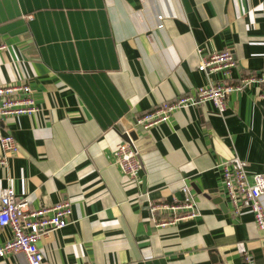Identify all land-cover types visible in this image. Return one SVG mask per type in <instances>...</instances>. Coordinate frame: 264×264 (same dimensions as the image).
Wrapping results in <instances>:
<instances>
[{
    "label": "crops",
    "instance_id": "0c3cea01",
    "mask_svg": "<svg viewBox=\"0 0 264 264\" xmlns=\"http://www.w3.org/2000/svg\"><path fill=\"white\" fill-rule=\"evenodd\" d=\"M0 42V84L28 83L39 107L0 118L18 145L0 191L72 208L37 242L45 264H246L245 251L264 264L263 232L248 209L232 213L220 165L239 156L249 176L264 172L261 83L229 94L222 113L205 101L136 129L134 178L113 156L119 122L221 78L197 70L204 55L229 49L233 80L264 79V0H0ZM182 185L197 215L156 225L150 202L181 200ZM11 236L0 228V244ZM0 264L28 262L15 251Z\"/></svg>",
    "mask_w": 264,
    "mask_h": 264
},
{
    "label": "built area",
    "instance_id": "2783aa9c",
    "mask_svg": "<svg viewBox=\"0 0 264 264\" xmlns=\"http://www.w3.org/2000/svg\"><path fill=\"white\" fill-rule=\"evenodd\" d=\"M30 17V16H29ZM158 26L161 27L162 15L158 14ZM6 47L0 42V51ZM200 53L202 49L197 47ZM235 58L231 50L222 49L204 55L198 63L197 70L209 74L219 73L218 81H208L195 87L192 94H181L174 100L159 103L153 109L135 117L133 128L149 129L153 125L167 121L175 109L201 102L209 101L215 109L222 113L226 108V100L232 92H241L250 83L259 82L263 85L261 97L264 99V79L253 74L232 78ZM32 95V89L26 82L0 84V118L21 114H33L38 111ZM128 133V130H125ZM122 141L114 150L113 156L124 175L134 178L145 163L140 150L134 141ZM0 165L6 164V158L18 151V145L10 134H0ZM223 185L226 190L232 213L239 215L244 208L253 215L255 225L264 236V172L247 174V161L235 156L221 162ZM184 197L181 200L172 199L150 202L149 212L156 225L176 224L197 215L195 202L189 189L182 185ZM72 213L68 198L41 207H31L24 197H18L11 185H6L0 191V228L9 227L12 236L0 244V258L8 253L22 251L28 264H45L44 257L37 242L49 231L60 229L70 223ZM156 214L159 216L156 217ZM243 260L246 264H254L251 253L245 251ZM213 264H222L215 262Z\"/></svg>",
    "mask_w": 264,
    "mask_h": 264
},
{
    "label": "water",
    "instance_id": "95a60500",
    "mask_svg": "<svg viewBox=\"0 0 264 264\" xmlns=\"http://www.w3.org/2000/svg\"><path fill=\"white\" fill-rule=\"evenodd\" d=\"M135 123V120H133V123L126 121V120H122L121 122L118 123V129L119 132L122 134L123 139L125 141H129V137L135 141L137 138V133L136 130L133 128V124ZM125 130H128V133L125 132Z\"/></svg>",
    "mask_w": 264,
    "mask_h": 264
}]
</instances>
